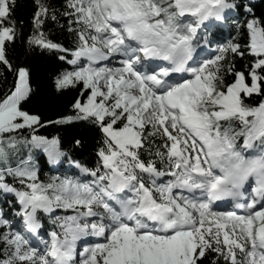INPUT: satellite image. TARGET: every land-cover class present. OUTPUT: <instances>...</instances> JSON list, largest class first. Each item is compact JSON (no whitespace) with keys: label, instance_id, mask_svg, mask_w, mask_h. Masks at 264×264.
<instances>
[{"label":"snow or ice","instance_id":"obj_1","mask_svg":"<svg viewBox=\"0 0 264 264\" xmlns=\"http://www.w3.org/2000/svg\"><path fill=\"white\" fill-rule=\"evenodd\" d=\"M257 7L31 0L25 25L0 0V264H264ZM18 41L55 55L54 92L76 93L54 118L9 59ZM58 126L83 131L66 148L41 134Z\"/></svg>","mask_w":264,"mask_h":264},{"label":"trees","instance_id":"obj_2","mask_svg":"<svg viewBox=\"0 0 264 264\" xmlns=\"http://www.w3.org/2000/svg\"><path fill=\"white\" fill-rule=\"evenodd\" d=\"M54 3H59L60 0H53ZM257 7V13L264 10V0H253ZM17 17L24 20L25 25H27L30 14H31V0H17ZM228 29L223 30L221 39L226 40L228 38ZM235 33L233 32V35ZM54 38L61 39L58 32L53 33ZM9 59L15 64H20L31 69L32 73V85L34 88L38 89V96L41 97L45 103L38 105L39 110L45 116L54 118L57 113L64 112L65 106L68 101L76 94L73 92H65L64 95L58 96L53 89V78L57 72L63 67L55 55L47 52H41L39 49L35 51H28L26 47L22 46L18 41L15 48L10 50ZM2 79V78H0ZM7 79L10 82L12 80V75L7 74ZM0 87H6L0 85ZM83 129L73 126H63L52 128L49 127L45 132L41 133L49 136H59L62 144L66 148L71 147V141L73 137L78 136ZM84 139L85 143L83 148L77 150V159H81L85 163H89L94 159L92 155L93 148L95 146V133H89ZM41 164L43 165L41 169V176L43 177L45 172L49 171V167L46 164V158L41 156ZM64 165V169L66 168Z\"/></svg>","mask_w":264,"mask_h":264},{"label":"rangeland","instance_id":"obj_3","mask_svg":"<svg viewBox=\"0 0 264 264\" xmlns=\"http://www.w3.org/2000/svg\"><path fill=\"white\" fill-rule=\"evenodd\" d=\"M67 166V165H66ZM68 167V166H67Z\"/></svg>","mask_w":264,"mask_h":264}]
</instances>
